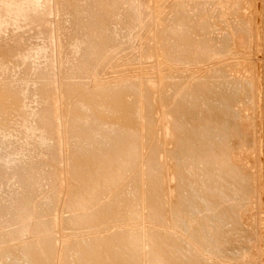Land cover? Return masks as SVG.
Masks as SVG:
<instances>
[{
	"label": "rangeland",
	"instance_id": "obj_1",
	"mask_svg": "<svg viewBox=\"0 0 264 264\" xmlns=\"http://www.w3.org/2000/svg\"><path fill=\"white\" fill-rule=\"evenodd\" d=\"M3 1L0 0V24L3 23L0 25V169H4L0 170V264H35L34 260L38 264H94L93 258L99 252L109 253L110 264H119L123 251L127 252L130 264H159L152 240L153 236L157 239L158 223L150 209L156 178L150 160L155 155L165 171L169 168L165 156L171 146L165 141L164 129L173 116L168 110L183 98L187 125L197 126L203 120L199 114L190 125V112L204 108L206 102L221 103L223 96L231 99L229 122H225L227 131L224 134L218 131L221 118H217L219 126L212 122V130L216 131L213 138L221 145H230L232 160L231 163L221 160L224 151L220 148L222 154L219 158L217 154L214 168L220 164L228 168L215 175L221 203L212 210L208 198L200 192L207 184L205 167L199 172L195 193L201 212L199 218L203 213H211L214 216L210 223L215 222L216 230H220L216 241L230 257L217 259V264H263V168L262 158L259 159L263 127L261 0H29L31 6L28 0L27 3ZM4 3L7 8H20L7 11ZM22 3L29 4L30 9L38 7L37 12L32 14L27 10L29 6ZM23 8L26 13L21 11ZM176 8L183 14V23L174 26ZM76 13L81 16L84 13L85 23L80 20L84 25L78 22L81 18L78 15L77 19ZM101 21L106 25L101 23L99 27L97 23ZM173 29L186 32L190 44L172 47L168 31ZM204 46L208 49L204 50ZM86 97L94 102H86ZM115 97L120 98L119 103ZM94 106L104 107V112ZM115 107L121 109L120 113L129 108L135 123L127 117L120 123L118 117L113 118L114 114L110 115L113 119L104 118ZM93 109L99 113L95 114ZM132 142L138 149L136 156L128 152ZM115 143L122 149L116 148ZM123 143L130 146L124 147ZM88 150H93V154ZM101 169L112 172L106 171L110 182L102 192L94 193L91 189L90 193L97 196L84 210L80 203L84 193L93 184L99 182L101 186L102 180L109 177ZM91 177H96L98 182ZM175 184L173 180L169 183L172 195ZM167 185L164 181V186ZM26 199L29 211L21 216ZM114 209L116 214L111 215ZM87 210L95 212L97 218L76 221ZM207 230L215 231L214 226ZM106 234L115 251L111 247L105 250L101 244V240L108 238ZM33 249L34 257L30 254Z\"/></svg>",
	"mask_w": 264,
	"mask_h": 264
},
{
	"label": "bare ground",
	"instance_id": "obj_2",
	"mask_svg": "<svg viewBox=\"0 0 264 264\" xmlns=\"http://www.w3.org/2000/svg\"><path fill=\"white\" fill-rule=\"evenodd\" d=\"M1 1H3V0H1ZM10 0H7L6 2H9ZM12 1V0H11ZM10 1V2H11ZM22 1V0H21ZM26 1V2H25ZM23 0V2H25V3H27V0ZM33 2H35L36 0H32ZM44 1H46V0H44ZM49 1V0H48ZM4 2V1H3ZM2 2V3H3ZM30 1L28 0V3H29ZM39 2H40V0H39ZM39 2H37V3H39ZM19 3V2H18ZM12 4H15V3H12ZM23 4L24 3H22V6H23ZM31 2H30V6H31ZM35 4V3H34ZM80 4V3H79ZM78 4V5H79ZM261 5V11H262V23H261V30H262V38H261V48H262V67H263V69H262V74H261V86L262 87H260L262 90V95H261V105H262V120H261V123H262V125H263V127H262V132H261V142H262V153H261V155H260V160H261V158H262V168H263V170H262V180H263V192H262V195L261 196H263V198H264V0H261V3H260ZM1 5V4H0ZM10 5V4H9ZM19 5H21V3L19 4ZM24 5H26V4H24ZM77 5V6H78ZM2 6V5H1ZM0 6V7H1ZM4 6H6L5 5V3H4ZM11 6V5H10ZM27 6H29V4H27L26 5V7ZM30 6L28 7L29 9H27V10H29V12H32V11H35L34 9H30ZM33 6H35V5H33ZM43 6H46V5H43ZM12 7H14V9L15 8H17L18 10H19V8H18V6L17 7H15V6H12ZM9 8V6H8V8H7V6L5 7V8H7L6 10L8 11V10H10V11H12V10H14L13 8ZM25 7V8H26ZM48 7H50V6H48ZM2 8V7H1ZM25 8H23V10L21 9V11L23 12H25L26 13V9ZM46 8H47V6H46ZM75 8H77L76 10L78 11V7H76L75 6ZM12 9V10H11ZM25 9V10H24ZM50 9V8H49ZM180 9L181 10H184L183 9V7L181 6L180 7ZM179 8H176L175 9V11H174V13H175V25L174 26H176V25H181L182 23H183V14L181 13V10H180ZM17 10V11H18ZM38 10V9H37ZM37 10L35 11V13L37 12ZM75 10V11H76ZM84 9H82V11H83ZM3 11V10H2ZM5 11V10H4ZM7 11H5V13L7 12ZM76 11V12H77ZM82 11H79L80 13L82 12ZM85 11V10H84ZM19 12V11H18ZM21 12V14H23ZM28 12V11H27ZM78 12V13H79ZM8 13H10V12H8ZM14 13V12H13ZM1 14V13H0ZM15 14V13H14ZM14 14H11L10 13V15H14ZM20 14V13H19ZM20 14V15H21ZM28 14V13H27ZM32 14H33V12H32ZM74 14V13H73ZM77 14V13H76ZM83 14L84 13H82V16H81V14H77L76 16H77V19H78V17L80 16V18L81 19H78V22L80 23V24H83V23H81L80 22V20H84V19H82V17H83ZM4 15V14H3ZM7 15V14H6ZM5 15V16H6ZM9 15V16H10ZM20 15L18 16L19 18H20ZM25 15V14H24ZM23 15V16H24ZM29 15H30V13H29ZM29 15H26V17H27V19H30V18H28L29 17ZM79 15V16H78ZM32 16H35V14L34 15H32ZM1 17V16H0ZM7 17H8V15H7ZM13 17V16H12ZM12 17H10V18H12ZM16 17H17V15H16ZM22 17V16H21ZM26 17H24V18H26ZM5 18V17H4ZM9 18V17H8ZM18 19V18H17ZM26 19V20H27ZM19 20V19H18ZM22 20H23V18H22ZM25 20V21H26ZM2 21V20H1ZM6 21V20H5ZM8 22L10 21V20H7ZM6 21V22H7ZM12 21V20H11ZM11 21L9 22V23H11ZM13 21L15 22V19H14V17H13ZM13 21H12V23H13ZM19 21H21V20H19ZM24 21V20H23ZM4 22V21H3ZM5 22V23H6ZM18 22V21H17ZM84 23H85V21H83ZM16 23V22H15ZM20 23V25L22 24L21 22H19ZM24 23V22H23ZM101 23H105V21H101V22H99V23H97V25L100 27L101 26ZM3 24V23H2ZM2 24H0V25H2ZM79 24V25H80ZM7 25V24H6ZM11 25H13V24H11ZM17 25H18V23H17ZM78 25V26H79ZM84 25V24H83ZM104 25H106V23L104 24ZM104 25H102V26H104ZM24 26V25H23ZM39 26V25H38ZM80 26H82V25H80ZM13 27H15V26H13ZM12 27V28H13ZM18 27V26H17ZM31 27V26H30ZM10 28V27H9ZM24 28V27H23ZM22 28V29H23ZM3 29V28H2ZM14 29V28H13ZM42 29V28H41ZM5 30H7V29H5ZM9 30V29H8ZM24 30V29H23ZM1 31V30H0ZM3 31V30H2ZM12 31H14V30H12ZM35 31H36V29H35ZM39 31V30H38ZM45 31V30H44ZM4 32V31H3ZM21 32V31H20ZM19 32V33H20ZM41 32H42V30H41ZM47 32H48V29L46 30V37L47 36H49V34H47ZM170 34H169V36L172 38V42H171V46L172 47H175L176 45H178V46H184V45H189L190 44V39H189V36L187 35V33L186 32H184V31H177V30H175V29H173V30H169L168 31ZM14 33V32H13ZM12 33V34H13ZM18 33V34H19ZM37 33V32H36ZM3 34V33H2ZM11 34V33H10ZM11 34V35H12ZM40 34H42V33H40ZM45 34V33H44ZM22 35V34H21ZM24 35V34H23ZM29 35V34H28ZM43 35V34H42ZM4 36V35H3ZM7 36V35H6ZM32 36V35H31ZM37 36V35H36ZM1 37V36H0ZM29 37H30V35H29ZM24 38V37H23ZM15 39V38H14ZM50 41V40H49ZM15 42V41H14ZM47 42V41H46ZM44 43V42H43ZM51 43V42H50ZM49 43V44H50ZM45 44V43H44ZM14 45V44H13ZM42 45V44H41ZM8 46V45H7ZM33 46H35L34 44H33ZM14 47V46H13ZM31 47V46H30ZM7 48V47H6ZM34 48V47H33ZM33 48H31V49H33ZM35 48H37V47H35ZM39 48V47H38ZM8 50H11L10 48H7ZM15 49V48H14ZM13 49V50H14ZM208 49V47L207 46H204V50H207ZM12 50V51H13ZM20 50V49H19ZM11 51V52H12ZM22 51V50H21ZM21 51H20V54H21ZM36 51H38L37 49H36ZM35 52V51H34ZM31 53V52H30ZM29 53V54H30ZM10 54V53H9ZM15 54H18V53H16V51H15ZM24 54V53H23ZM25 54H27V53H25ZM32 54H33V52H32ZM38 54H40V52L38 53ZM13 55V54H12ZM34 55V54H33ZM32 55V56H33ZM24 56V55H23ZM38 56V55H37ZM10 57H11V55H10ZM28 58H29V56H28ZM35 58V57H34ZM23 59V58H22ZM42 59H44V58H42ZM12 60V59H11ZM20 60V59H19ZM26 60V59H25ZM15 61V60H14ZM34 61V60H33ZM44 61V60H43ZM20 62V61H19ZM36 62H37V60H36ZM3 63V62H2ZM11 63H13V62H11ZM22 63V62H21ZM25 63V62H24ZM30 63V62H29ZM29 63H27V64H29ZM34 63V62H33ZM14 64H16L15 62H14ZM36 64V63H35ZM7 65V64H6ZM9 65V64H8ZM17 65V64H16ZM30 65V64H29ZM32 65V64H31ZM3 66H5V65H3ZM15 66V65H14ZM32 66H34V65H32ZM2 67V66H1ZM29 67V66H28ZM27 67V68H28ZM35 67H37L36 65H35ZM39 67V66H38ZM37 67V68H38ZM4 68V67H3ZM33 68V67H32ZM25 69V68H24ZM30 69V68H29ZM7 70V69H6ZM34 69H32L31 71H33ZM4 71H5V69H4ZM3 71V72H4ZM15 71V70H14ZM2 72V71H1ZM27 72H29V71H27ZM34 72H35V70H34ZM5 73V72H4ZM6 74V73H5ZM7 76V75H6ZM26 76V75H25ZM24 77V76H23ZM28 77V76H27ZM22 79V78H21ZM11 80V79H10ZM16 80V79H15ZM24 80H25V78H24ZM0 82H1V80H0ZM22 83V82H21ZM2 84V83H1ZM5 84V83H4ZM13 84V83H12ZM11 84V85H12ZM5 86V85H4ZM7 86V85H6ZM2 87V86H1ZM0 87V88H1ZM7 87H9V86H7ZM12 87V86H11ZM5 88V87H4ZM12 88H14V87H12ZM11 88V89H12ZM2 89V88H1ZM7 90H8V88H7ZM3 91H5L6 92V90L5 89H3ZM2 91V93H4ZM10 91V90H9ZM8 91V92H9ZM105 91V90H104ZM103 91V92H104ZM102 92V93H103ZM106 92H107V90H106ZM12 93V92H11ZM93 93V92H92ZM9 94V96H10V92L8 93ZM89 94H91V93H89ZM93 94H95V93H93ZM6 95V94H5ZM115 95V94H114ZM119 95V96H118ZM118 95H116V96H118V97H121L120 96V94H118ZM7 96V95H6ZM86 96H88V95H86ZM93 96V95H92ZM89 97V96H88ZM228 96H223V98H222V101H221V103L219 102V103H216V104H214V103H212V102H206V104H205V107L204 108H201V109H199V108H197V109H194L193 111H191L190 112V125H191V122H192V119H195V118H197L198 117V115L200 114V117H201V119L203 120L202 121V123H199L197 126H188L187 124L189 123V121H187L186 120V107H185V105H186V101L185 100H183V98L181 99H179V101L177 102V104H176V106H174V107H172V108H170L169 110H168V112L169 113H171V115L173 116V121H171V122H168V124L167 123H165V126H166V128L164 129L165 130V141H166V143L168 144V145H170L171 146V148H169L168 150H167V152H166V164L169 166V168H167V170L165 171V169H164V166H163V164H160V159H158L155 155H153V160H150V162H152L153 164H154V173L156 174V178H155V180H154V187H153V189H152V192L155 190V198L152 200V203H151V206H150V209H151V215H152V217H155V219L157 220V225H158V229H157V239L153 236V238H152V240H153V244L156 246V247H154L155 248V255H154V257H156V258H159V264H217V259L219 260L220 258H225V260L226 259H228L229 257H228V255H227V253H224V252H226V250L220 245V244H218L217 243V241H216V239L218 238L217 236H218V234H219V232H220V230H216V224H215V222H212V223H210L211 221H213V219H212V217L214 216V215H212L211 213H209V212H206V213H203L202 214V216H201V218H199V216H200V214H201V212L199 211V204H198V202H197V199H196V197H197V195L195 194L197 191H198V184H199V179H198V176H199V172L201 171V170H204V167H205V173H206V176L208 177V179H206V181H207V184H206V186H204V187H202V190H200V192H201V194L202 195H204L205 197H207L208 198V204H209V206H211L210 207V210H212V207H215V208H217L218 207V205L221 203L220 202V200H219V192L217 191V188H216V186L218 185V182L216 181H214V178L216 179V177H215V175H216V173H218V175H221L222 174V171H223V168H228V166L227 165H222V164H220V165H218L217 166V168H214V161L216 160V157H217V154H218V158L220 157V155L222 154V152H221V149L224 151V155L220 158L221 160H223V161H227V162H230L231 160H232V157L230 156V154H231V147H230V145L227 143V144H223V145H221L220 143H218L213 137L216 135V131H214V130H212V128H213V125H212V122L214 121V125L216 126H219V121H218V119L217 118H221V120H220V125L221 126H219L218 127V131L220 132V133H222V134H224L226 131H227V125L225 124V122H229V119H228V116H229V113H230V101H231V99L230 98H227ZM8 98V97H7ZM12 98H13V96H12ZM87 98V97H86ZM93 97H91L90 96V99H92ZM117 97H115L114 98V100L116 99ZM10 99V98H9ZM88 99V98H87ZM90 99H88V100H85L86 102L88 101V102H91V103H93L94 101V99L93 100H90ZM11 100V99H10ZM18 100V99H17ZM24 100V99H23ZM117 101L119 100L120 101V98H118V99H116ZM1 101V100H0ZM78 101V100H77ZM84 101V102H85ZM93 101V102H92ZM116 101V102H117ZM119 101L117 102V103H119ZM122 101V100H121ZM2 102V101H1ZM0 102V103H1ZM21 102V101H20ZM25 102V101H24ZM85 102V103H86ZM123 102V101H122ZM15 105L16 104H18V103H14ZM23 104V103H22ZM25 104V103H24ZM87 104V103H86ZM88 104H90V103H88ZM87 104V105H88ZM115 104V106H116V103H114ZM125 104H127V103H125ZM91 105V104H90ZM90 105H88V107L90 106ZM94 105V104H93ZM92 105V106H93ZM1 106V105H0ZM21 106V105H20ZM99 106V105H98ZM114 106V105H113ZM14 107V106H13ZM95 108L97 107V106H94ZM100 107V106H99ZM120 106H118V108H119ZM126 107V106H125ZM25 108H26V106H25ZM90 108H91V106H90ZM102 108V107H101ZM104 108V107H103ZM100 109L101 111H99V112H102V110H103V112H104V109ZM116 108V107H115ZM113 108L114 110H115V112H114V110H112L113 112L111 113V111H110V113L108 114V113H106V114H104V118H111L112 116H110L111 114L113 115V118L115 117H118L117 119H118V121H120V123H121V119L123 118V119H125L126 117H127V119H130V121H131V123H135V120L133 121V119H132V116L130 115V109L128 108V109H126L125 110V112H123V113H120V112H118V111H120L118 108ZM22 109H24V108H22ZM82 109V108H81ZM92 109V108H91ZM96 109H98V108H96ZM98 109V110H99ZM118 109V110H117ZM21 110V109H20ZM26 110V109H25ZM98 110H96V111H98ZM107 110V109H106ZM18 111V110H17ZM24 111V110H23ZM23 111H21V113L20 114H23L22 112ZM83 111V110H82ZM96 111L94 112V109H93V112L95 113V114H98L99 112H97L96 113ZM108 111V110H107ZM15 112V111H14ZM25 112V111H24ZM85 112V111H84ZM39 113V112H38ZM18 114V113H17ZM82 114V113H81ZM100 114H102V113H100ZM120 114H122V115H120ZM127 114V115H126ZM23 116V115H22ZM31 116V115H30ZM78 116H80V115H78ZM84 116V115H83ZM86 116V115H85ZM89 116V115H88ZM28 117V116H27ZM129 117V118H128ZM24 118V117H23ZM81 118H83V117H81ZM88 118V117H87ZM95 118V117H94ZM93 118V119H94ZM113 118H111V119H113ZM79 117H78V121H79ZM84 119H86L85 117H84ZM96 119V118H95ZM94 119V120H95ZM116 119V120H117ZM22 120V119H21ZM76 120H77V118H76ZM83 120V119H82ZM108 120V119H107ZM185 120L187 121V123H185ZM16 121V120H15ZM28 121H30V120H28ZM81 121V120H80ZM84 121L85 120H83V122L82 123H84ZM88 121V120H87ZM93 121V120H92ZM98 121V120H97ZM106 121V120H105ZM105 121H104V123H105ZM129 121V120H128ZM12 122V121H11ZM21 122H23V121H21ZM25 122V121H24ZM34 122V121H33ZM89 122V121H88ZM108 122V121H107ZM125 122V121H124ZM127 122V121H126ZM125 122V123H126ZM14 123V122H13ZM27 123V122H26ZM77 123V122H76ZM75 123V124H76ZM90 123V122H89ZM99 123H101V122H99ZM110 123V122H109ZM130 123V124H131ZM33 124V123H32ZM35 124V123H34ZM79 124H81V123H79ZM78 124V125H79ZM90 124H92V123H90ZM96 124L98 125V123L96 122ZM95 124V125H96ZM127 124H129V123H127ZM31 125V124H30ZM36 125H37V123H36ZM43 125V124H42ZM77 125V126H78ZM87 125V124H86ZM86 125H84V126H86ZM93 125H94V123H93ZM92 125V126H93ZM94 125V126H95ZM103 125H105V124H103ZM102 125V127H104ZM108 125V124H107ZM110 125V124H109ZM132 125V124H131ZM1 126V125H0ZM11 126V124L9 125V127ZM19 126V125H18ZM23 126H24V124H23ZM32 126V125H31ZM34 126V125H33ZM44 126H45V124H44ZM76 126V125H75ZM80 126H82V125H80ZM101 126V125H100ZM133 126V125H132ZM5 127V126H4ZM17 127V126H16ZM22 127V126H21ZM42 127V126H41ZM46 127V126H45ZM83 127V126H82ZM88 127H90L89 126V124H88ZM112 127H114V126H112ZM117 127H118V125H117ZM122 127H123V124H122ZM121 127V128H122ZM129 128H131L130 126H128ZM8 128V127H7ZM25 128H26V126H25ZM30 128V127H29ZM28 128V129H29ZM47 128V127H46ZM76 128V127H75ZM81 128V127H80ZM85 128V127H84ZM96 128V127H95ZM94 127H93V129L94 130H96ZM119 128H120V126H119ZM4 129H6V128H4ZM22 129V128H21ZM36 129V128H35ZM42 129V128H41ZM45 129V128H44ZM43 129V130H44ZM91 128H89V130H90ZM98 129H100V128H98ZM104 129V128H103ZM0 130H2V127H1V129ZM9 130V129H8ZM12 130V129H11ZM27 130V128L25 129V131ZM32 131H33V129H31ZM37 130V129H36ZM35 130V131H36ZM75 130H77V129H75ZM83 130V129H82ZM87 130V129H86ZM101 130V129H100ZM125 130V129H124ZM123 130V131H124ZM130 130V129H129ZM5 131V130H4ZM13 131V130H12ZM15 131V130H14ZM25 131H22V132H25ZM29 131V130H28ZM31 131V132H32ZM34 131V132H35ZM91 131V130H90ZM18 132V131H17ZM21 132V131H20ZM21 132V133H22ZM30 132V131H29ZM28 132V133H29ZM40 132V131H39ZM45 132V131H44ZM77 132V131H76ZM92 132H94V131H92ZM99 132V131H98ZM97 132V133H98ZM102 132H103V130H102ZM107 132V131H106ZM106 132H103V133H106ZM132 132H133V130H132ZM215 132V133H214ZM9 133V132H8ZM7 133V134H8ZM13 133H15V132H13ZM19 133V132H18ZM87 133H89V131L87 132ZM91 133V132H90ZM89 133V134H90ZM96 133V134H97ZM125 133V134H124ZM123 133V135H124V137L126 136V132H124ZM1 134V133H0ZM17 134V133H16ZM23 134H25V133H23ZM31 134V133H30ZM37 134V133H36ZM95 134V133H94ZM100 134V133H99ZM102 134V133H101ZM110 134V133H109ZM164 134V133H163ZM15 135V134H14ZM37 135H39V134H37ZM42 135V134H41ZM74 135H76V133L74 134ZM77 135H78V133H77ZM92 135H93V133H92ZM98 135V134H97ZM105 135H107V134H105ZM117 135V134H116ZM121 135V134H120ZM128 135H130V133L128 134ZM2 136V135H1ZM5 136H6V133H5ZM18 136V135H17ZM22 136V135H21ZM26 136V135H25ZM31 136V135H30ZM35 136V135H34ZM34 136H33V138H34ZM83 136V135H82ZM94 136V135H93ZM92 136V137H93ZM99 136V135H98ZM111 136H112V134H111ZM3 137V136H2ZM1 137V138H2ZM37 137V136H36ZM39 137V136H38ZM78 137H80V136H78ZM91 137V138H92ZM96 137V136H95ZM104 137V136H103ZM118 137V136H117ZM119 137H121V136H119ZM118 137V138H119ZM123 137V136H122ZM128 137H130V136H128ZM11 138V137H10ZM9 138V139H10ZM28 138V137H27ZM87 138V137H86ZM94 138V137H93ZM111 138V137H110ZM115 138V137H114ZM126 138V137H125ZM131 138V137H130ZM129 138V139H130ZM7 139V138H6ZM12 139V138H11ZM15 139V138H14ZM104 139V138H103ZM122 138H120V140H121ZM127 139V138H126ZM8 140V139H7ZM17 140V139H16ZM19 140V139H18ZM28 140V139H27ZM31 140V139H30ZM35 140V139H34ZM40 140V139H39ZM77 140H78V138H77ZM82 140V139H81ZM92 140V139H91ZM91 140H90V142H91ZM97 140H98V138H97ZM96 140V141H97ZM102 140V139H101ZM107 140H109V139H107ZM107 140H105V141H107ZM114 140V139H113ZM119 140V139H118ZM124 141L123 142H125V139H123ZM1 141H2V139H1ZM13 141V140H12ZM11 141V142H12ZM79 141V140H78ZM83 141V140H82ZM85 141H87V140H85ZM93 141V140H92ZM99 141V140H98ZM115 141V140H114ZM113 141V142H114ZM117 141V140H116ZM115 141V142H116ZM127 141V140H126ZM132 141V140H131ZM134 141V140H133ZM84 142V141H83ZM95 142V141H94ZM112 142V141H111ZM118 142V141H117ZM130 142V141H129ZM128 141H127V144L129 143ZM4 143V142H3ZM2 143V144H3ZM15 143V142H14ZM31 143V142H30ZM38 143V142H37ZM40 143V142H39ZM85 143H87V142H85ZM109 143V142H108ZM122 143V142H121ZM5 144V143H4ZM6 144H8V143H6ZM33 144H35V141L32 143V145ZM77 144H79V143H77ZM94 144V143H93ZM98 144V143H97ZM103 144H105V143H103ZM116 144V143H115ZM114 144V145H115ZM119 144H120V142H119ZM118 144V145H119ZM124 144V143H123ZM125 144H126V142H125ZM123 145L124 147H127L126 145ZM130 144V143H129ZM132 146H131V148H129L128 150H127V148L130 146V145H128V147L127 148H125L128 152H130L131 151V153H132V155H134V156H136V153H137V151H138V149H137V146H136V143H133L132 142ZM37 145V144H36ZM80 145V144H79ZM78 145V146H79ZM91 145V144H90ZM113 145V144H112ZM114 145H113V147H114ZM118 145L116 144L115 146H117L116 148H121L122 149V147H118ZM3 147H4V145H2ZM10 146V145H9ZM30 146H31V144H30ZM86 146V145H85ZM88 146V145H87ZM95 146V145H94ZM97 146V145H96ZM96 146L94 147V148H96ZM108 146V145H107ZM110 146V145H109ZM12 147V146H11ZM18 147V146H17ZM20 147V146H19ZM23 147V146H22ZM21 147V148H22ZM26 147V146H25ZM24 147V148H25ZM39 147V146H38ZM92 147V146H91ZM5 148H6V146H5ZM28 148V147H27ZM83 148H84V146H83ZM88 149H90L89 147H87ZM107 148V147H106ZM108 148H111V147H108ZM221 148V149H220ZM30 149H32L31 147H30ZM78 149H79V147H78ZM85 149V148H84ZM97 149V148H96ZM112 149V148H111ZM121 149H119V151L121 150ZM124 149V150H125ZM18 150V149H17ZM29 150V149H28ZM80 151H81V147H80V149H79ZM101 150H102V148H101ZM24 151V150H23ZM89 151V150H88ZM93 151V150H92ZM92 151H89V152H92ZM106 151H107V149H106ZM110 151V150H109ZM11 152V151H10ZM83 152H85L84 150L82 151V153ZM95 152V151H94ZM113 152V151H112ZM82 153H79V155L80 154H82ZM87 153V152H86ZM85 153V155L87 156V154L89 155V153H87L86 154ZM100 153H103V151L102 152H100ZM100 153H98V155L100 154ZM106 153V152H105ZM109 153H111V151L109 152ZM125 153V152H124ZM3 154V153H2ZM8 154V153H7ZM11 154V153H10ZM18 154V153H17ZM22 154V153H21ZM93 154V152L91 153V155ZM108 154V153H107ZM113 154V153H112ZM118 154H120V153H118ZM126 154H127V152H126ZM9 155V154H8ZM24 155V154H23ZM83 155H84V153H83ZM82 155V157H84ZM97 155V154H96ZM7 156V155H6ZM15 156H16V154H15ZM25 156H26V154H25ZM99 156H101V155H99ZM109 156H111V155H109ZM128 156V155H127ZM129 156H130V154H129ZM128 156V157H129ZM10 157H13V156H10ZM22 157H24V156H22ZM27 157V156H26ZM30 157V156H29ZM81 157V156H80ZM89 157V156H88ZM97 157V156H96ZM107 157H108V155H107ZM112 157V156H111ZM115 157V156H114ZM4 158V157H3ZM85 158V157H84ZM98 158V157H97ZM101 158V157H100ZM99 158V159H100ZM124 158H126V157H124ZM124 158H123V160H124ZM134 158V157H133ZM11 159H14V158H11ZM16 159V158H15ZM78 159H81V158H77V160ZM86 159V158H85ZM87 159H89L90 160V158H87ZM92 159H94V158H92ZM103 159V158H102ZM105 159H106V157H105ZM109 159V158H108ZM127 159H129V158H126L125 159V161L127 160ZM131 159V158H130ZM26 160V159H25ZM82 160V159H81ZM81 160H80V162H81ZM84 160V159H83ZM89 160H87L88 162H89ZM107 160V159H106ZM111 160V159H110ZM109 160V161H110ZM134 160V159H133ZM132 160V161H133ZM3 161H5V160H3ZM14 161V160H13ZM79 161V160H78ZM94 161V160H93ZM98 161V160H97ZM112 161H113V159H112ZM128 161V160H127ZM6 162V161H5ZM98 162H100V160L98 161ZM124 162V161H123ZM129 162H131V161H129ZM11 163V162H10ZM110 163V162H109ZM231 163V162H230ZM0 164H2V162L0 163ZM6 164H7V162H6ZM5 164V165H6ZM14 164V163H13ZM84 164V163H83ZM95 164V163H94ZM97 164V163H96ZM99 164V163H98ZM108 164V163H107ZM212 164H213V166H212ZM4 165V164H3ZM9 165V164H8ZM79 165H81V164H79ZM113 165V164H112ZM111 165V166H112ZM126 165H127V163H126ZM19 166V165H18ZM100 166V165H99ZM109 166V165H108ZM120 166V165H119ZM168 166H166V167H168ZM1 167H2V165H1ZM5 167H7V166H5ZM4 167V168H5ZM10 167V166H9ZM33 167V166H32ZM107 167V166H106ZM118 167V166H117ZM121 167H122V165H121ZM102 168V167H101ZM103 168H105V166L103 167ZM110 168V167H109ZM116 168V167H115ZM124 168H125V165H124ZM1 169H3V167L1 168ZM0 169V170H1ZM8 169V168H7ZM106 169V168H105ZM108 169V168H107ZM4 170V169H3ZM6 170V169H5ZM100 170V169H99ZM102 170V169H101ZM109 170V169H108ZM111 170V169H110ZM109 170V171H110ZM121 170H122V168H121ZM217 170H218V172H217ZM11 171V170H10ZM103 171V170H102ZM107 171V170H106ZM103 171L104 173H107V172H109V171ZM115 171V170H114ZM1 172V171H0ZM4 172V171H3ZM88 172V171H87ZM98 172V174H100V172L99 171H97ZM103 172H101V173H103ZM7 172H5V174H6ZM9 173V172H8ZM17 173V172H16ZM21 173H22V171H21ZM24 173V172H23ZM22 173V174H23ZM27 173V172H26ZM29 173V172H28ZM27 173V174H28ZM37 173V172H36ZM96 173V172H95ZM95 173H92V174H94L95 175ZM109 173H112V172H109ZM109 173H107L108 174V176H109ZM107 174L105 175V177L107 176ZM120 174V173H119ZM2 175V174H1ZM8 175V174H7ZM16 175V174H15ZM14 175V176H15ZM32 175V174H31ZM38 175V174H37ZM97 175V174H96ZM95 175V176H96ZM116 175V174H115ZM117 175H118V173H117ZM28 176V175H27ZM29 176H30V174H29ZM33 176V175H32ZM107 176V177H108ZM4 177V176H3ZM21 177V176H20ZM34 177V176H33ZM93 177V176H92ZM91 177V178H92ZM97 177V176H96ZM96 177H94L95 179H97ZM102 177V176H101ZM111 177H114V175L112 176L111 175ZM15 178V177H14ZM22 178V177H21ZM90 178V179H91ZM1 179V178H0ZM23 180L25 179V178H22ZM34 179V178H33ZM38 179V178H37ZM90 179H89V183H91L92 182V179H91V181H90ZM95 179H93V180H95ZM3 180V179H2ZM1 180V181H2ZM4 180H6L5 178H4ZM99 180H100V176H99ZM102 180V179H101ZM112 180V179H111ZM173 180V182H176V184L174 185V187H173V192L175 193V195H172L171 194V192H170V186H169V183H171V181ZM9 181H10V179H9ZM8 181V182H9ZM103 182H102V185L100 186V184H98L99 182H98V179H97V181H95V182H98L96 185H94L93 183H94V181H93V185H92V187L90 188L89 187V189L90 190H87V193H84V195H83V198L81 199V201H80V203H81V205L82 206H84L85 208H84V210L86 209V207H88V205L90 204L89 202H93L95 199L94 198H96V194H91L90 193V191H94V193L95 192H102L104 189L103 188H105V186H107V183L108 182H110V176L108 177V178H105V179H103L102 180ZM164 181H166L167 183H168V185L167 186H164ZM6 182V181H5ZM88 182V181H87ZM177 182H178V184H177ZM16 183H17V181H16ZM19 183V182H18ZM18 183H17V185H18ZM27 184V183H26ZM6 185V184H5ZM16 185V184H15ZM23 185V184H22ZM86 185V187H87V185H88V183L87 184H85ZM85 185H84V190H85ZM90 185V184H89ZM12 186V185H11ZM93 187H96V188H98V187H100L101 188V190L99 191L98 189L96 190L95 188H93ZM14 188V187H13ZM8 189V188H7ZM92 189V190H91ZM16 190V189H15ZM83 190V191H84ZM17 191V190H16ZM84 192H86V190L84 191ZM11 193V192H10ZM12 193H13V191H12ZM11 193V194H12ZM16 193H18V192H16ZM9 194V193H8ZM15 194V193H14ZM157 194V195H156ZM19 195V194H18ZM94 195H96V196H94ZM12 196V195H11ZM28 196V195H27ZM6 197V196H5ZM13 197V196H12ZM20 197V196H19ZM19 197H17V198H19ZM23 197V196H22ZM28 198V197H27ZM174 198V199H173ZM25 199V198H24ZM29 199V198H28ZM23 200V199H22ZM27 201V199L26 200H24V202H23V204H22V208H23V213L21 214V216H23V215H25V214H27L28 212H27V209H28V206H30L28 203V201ZM92 204V203H91ZM24 205V206H23ZM28 205V206H27ZM77 205V204H76ZM78 206V205H77ZM91 207V206H90ZM12 208V207H11ZM17 208V207H16ZM90 209V208H89ZM88 209V210H89ZM1 210H3V209H1ZM87 210V213L86 212H83V211H81V212H83V213H81L82 215H81V217H77V219H76V221L77 220H82V219H86V220H93V219H95V218H97L94 214H95V212H92V210L89 212ZM4 211V210H3ZM3 211H2V213H3ZM8 211V210H7ZM28 211H29V209H28ZM94 211V210H93ZM17 212V211H16ZM20 212V211H19ZM10 213V212H9ZM12 213V212H11ZM79 213H80V211H79ZM78 214V213H77ZM114 214H116V210L114 209L113 211H112V213H111V215H114ZM6 215V214H5ZM74 215V214H73ZM72 215V216H73ZM79 215V214H78ZM77 215V216H78ZM110 215V216H111ZM74 218H75V216H73ZM262 217H263V226H264V199H263V212H262ZM1 218V217H0ZM68 218H69V216H68ZM67 218V219H68ZM4 219V218H3ZM71 220H75V219H73L72 217L70 218ZM7 220V219H6ZM110 221H111V219H109ZM67 221V220H66ZM69 221V220H68ZM170 222V225H168L167 224V222ZM71 222V221H70ZM66 223V222H65ZM115 223V222H114ZM70 224V223H69ZM69 224H68V226H69ZM210 224V225H209ZM210 226H214V229H215V231L214 232H212V233H210V232H208V230H207V228H209ZM117 233V232H116ZM109 234V233H108ZM108 234H106V236L108 235ZM263 236H264V229H263ZM106 238V237H105ZM109 235H108V238L106 239V240H101V244L103 245V247H104V249L106 250L108 247H111L112 249H113V245L110 243V240H109ZM125 238V237H124ZM151 240V241H152ZM96 241H100V240H98V239H96ZM77 242V241H76ZM78 245H79V243H78ZM80 246V245H79ZM22 248H24V247H22ZM31 248V247H30ZM29 250H31V249H29ZM114 250V249H113ZM20 251V253H21V250H19ZM115 251V250H114ZM29 252V251H28ZM113 252V251H112ZM14 253V252H13ZM31 253H33V254H31ZM30 254L31 255H33V257H34V249H33V252L32 251H30ZM29 254V255H30ZM108 252L104 255V254H102V253H98V255H95L94 256V258L93 259H95L94 260V264H110V262L108 261ZM264 254V253H263ZM14 255V254H13ZM120 255H121V257L119 258L120 260H119V264H130V262H129V259L127 258L128 257V254H127V252H125V254H124V251H123V253H121L120 252ZM9 257V256H8ZM16 257V256H15ZM19 257V256H18ZM21 257V256H20ZM32 257V258H33ZM29 258V257H28ZM35 258H36V255H35ZM34 258V259H35ZM74 258H75V256H74ZM14 260V259H13ZM37 260H39L38 259V257H37ZM126 260V261H125ZM35 261V264H38V263H36V260H34ZM221 261V260H220ZM220 261H218V262H220ZM224 261V260H223ZM13 262V261H12ZM37 262H39V261H37ZM41 263V262H40ZM219 264V263H218ZM223 264V263H222ZM263 264H264V261H263Z\"/></svg>",
	"mask_w": 264,
	"mask_h": 264
}]
</instances>
